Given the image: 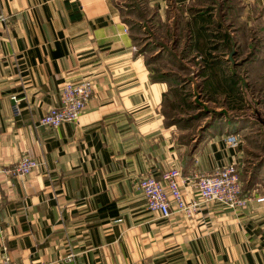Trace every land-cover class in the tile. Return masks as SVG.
I'll list each match as a JSON object with an SVG mask.
<instances>
[{
  "label": "crops",
  "instance_id": "1",
  "mask_svg": "<svg viewBox=\"0 0 264 264\" xmlns=\"http://www.w3.org/2000/svg\"><path fill=\"white\" fill-rule=\"evenodd\" d=\"M123 1L0 0V255L18 264H264V119L228 121L242 108H225L222 93V115L180 139L162 109L168 81L153 77L151 53L136 45L132 25L175 30L187 53L180 57L195 69L210 34L226 32L230 44L208 49L224 69L217 77L241 89L243 82L253 98L249 87L264 92V0ZM244 40L257 46L242 63ZM81 78L92 91L77 121L38 125L62 83ZM228 133L238 135L237 147L226 143ZM255 147L260 160L252 161ZM23 155L37 167L5 171ZM232 161L241 193L262 200L237 210L211 201L190 217H163L136 187L172 165L185 176ZM181 189L185 199L196 195L187 182Z\"/></svg>",
  "mask_w": 264,
  "mask_h": 264
},
{
  "label": "built area",
  "instance_id": "2",
  "mask_svg": "<svg viewBox=\"0 0 264 264\" xmlns=\"http://www.w3.org/2000/svg\"><path fill=\"white\" fill-rule=\"evenodd\" d=\"M92 91V82L88 78L76 81L65 80L60 87V97L56 105L40 115L36 123L54 127L64 121H77L84 103ZM226 143L237 147L239 138L235 133L224 136ZM39 161L23 155L5 171L12 175H23L37 167ZM187 182L195 190V196L185 199L181 185ZM136 187L141 192L145 207L156 211L159 216L172 212L183 217L192 216L201 204L217 202L232 210L245 207L252 200L260 201L263 196L253 192L241 193L236 161L223 166H214L208 171L192 172L181 175L179 168L172 165L162 170L159 177L147 174L136 180ZM0 264H18L6 253L0 255ZM24 264H48L47 262H26Z\"/></svg>",
  "mask_w": 264,
  "mask_h": 264
},
{
  "label": "rangeland",
  "instance_id": "3",
  "mask_svg": "<svg viewBox=\"0 0 264 264\" xmlns=\"http://www.w3.org/2000/svg\"><path fill=\"white\" fill-rule=\"evenodd\" d=\"M124 1L120 2V4L123 5ZM131 15L135 18L138 16L137 18L145 24L146 15L142 16V13L134 8ZM130 22L132 23L134 20H130ZM146 25H149V27L138 28L137 25H134L136 33L135 43L138 46L146 48L151 53L149 65L151 73L153 75H161L168 81L166 94L162 98V109L166 121L176 122L175 126L179 130L180 139L188 138L190 134H197L201 127L218 116V112L221 111L218 106L222 102L219 100H205L203 92H200L196 86L198 83L192 78V73L195 69L194 65L192 66L188 57H180L181 42L179 39H176L175 30L168 32L163 29L164 27H159V25H155L153 22ZM235 49L238 48L235 47ZM239 71L240 73L242 71L243 76L242 67L237 72ZM249 90L254 92L253 96L257 97L261 104L259 105V110L257 108L258 112L251 115V117L255 119L263 118L264 92H255L253 87H249ZM175 94L180 96V98L174 96ZM242 94L244 93L242 92ZM244 103L242 100L237 101L236 105L239 108L236 109H244ZM242 117L244 116L242 115ZM246 119L248 120L247 117H244L242 121ZM249 121L252 120L249 118ZM254 132L252 131L250 135L255 138L254 135L256 134ZM255 148L251 151L253 156L252 161L260 157L258 147Z\"/></svg>",
  "mask_w": 264,
  "mask_h": 264
},
{
  "label": "trees",
  "instance_id": "4",
  "mask_svg": "<svg viewBox=\"0 0 264 264\" xmlns=\"http://www.w3.org/2000/svg\"><path fill=\"white\" fill-rule=\"evenodd\" d=\"M204 20H208L209 21V17H204ZM135 25L137 23H132V25ZM217 38H220L221 41H218ZM216 39V40H215ZM214 40V41H213ZM209 43L208 48L206 49V52H204L205 54L207 53L208 56H202L201 55V61L199 62V64L197 65V68L195 69L196 74L198 76H201L203 79L201 81L198 82L197 87L199 88L200 92H203V96L205 98V100H218L217 99V95L218 94H224V99H223V104L232 110H238L236 108H239L236 105L237 101H244L245 105L250 108V111H244V109H242V113L241 114H237V113H231V114H227L225 117L228 119V121L233 122L236 120H239L242 118H249L253 121V122H259L260 119H264L263 118H252L251 115H254L258 112V110L256 108H258L257 106L260 104V101L258 100L257 97H251L248 95V93H246L245 90V85L242 82V89H241V82L237 81L234 78H229L226 79V77H217V74H224V69L218 65V56L216 54V59L215 56H210L208 49L209 48H214V49H218L220 47H222L224 44H230V36L226 33V32H213L210 34V37L206 40ZM218 42V44H217ZM257 41H242V53L245 52V54L242 56V63L248 61L249 59H251L254 56L255 53V46H257ZM250 46V48H248ZM247 47V49H246ZM189 50V49H188ZM190 52V50L188 51V53ZM196 54H202L201 50H198L197 52H195ZM184 54L187 55V53L182 50L180 52V55L183 56ZM185 56V55H184ZM196 56V55H193ZM229 61H231V58H228ZM232 63V62H231ZM154 78H160L161 76L159 75H153ZM241 91L244 93L242 94ZM177 98L180 96L178 95H174ZM227 98V99H226ZM244 105V106H245ZM223 113V111H219L218 112V116H221ZM242 115L244 117H242ZM247 120V119H246ZM244 121V120H243ZM170 123H173V121H168ZM202 129V128H201ZM200 129V130H201ZM199 130V131H200Z\"/></svg>",
  "mask_w": 264,
  "mask_h": 264
}]
</instances>
